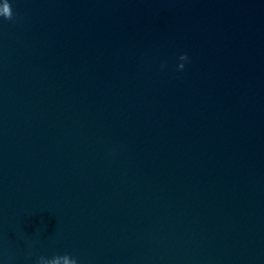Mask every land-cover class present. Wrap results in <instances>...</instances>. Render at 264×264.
I'll use <instances>...</instances> for the list:
<instances>
[{
    "label": "clouds",
    "instance_id": "9594fccd",
    "mask_svg": "<svg viewBox=\"0 0 264 264\" xmlns=\"http://www.w3.org/2000/svg\"><path fill=\"white\" fill-rule=\"evenodd\" d=\"M0 16H3L5 19L11 20L13 19V12L11 9L10 4L8 3V0H5V2L0 5ZM178 59L180 61H188L189 57L186 53L181 54ZM185 67L184 63H179L177 65L178 70H183ZM61 261H63V264H77V261L75 259L69 258L68 255L63 256H55L51 259H45L44 257H40L37 261V264H61Z\"/></svg>",
    "mask_w": 264,
    "mask_h": 264
}]
</instances>
